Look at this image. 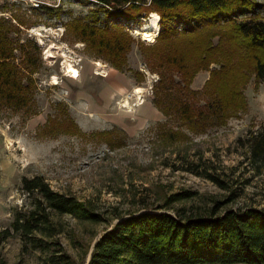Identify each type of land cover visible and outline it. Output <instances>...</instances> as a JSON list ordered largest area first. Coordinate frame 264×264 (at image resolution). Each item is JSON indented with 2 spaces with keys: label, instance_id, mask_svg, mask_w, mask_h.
I'll use <instances>...</instances> for the list:
<instances>
[{
  "label": "rangeland",
  "instance_id": "obj_1",
  "mask_svg": "<svg viewBox=\"0 0 264 264\" xmlns=\"http://www.w3.org/2000/svg\"><path fill=\"white\" fill-rule=\"evenodd\" d=\"M255 1L264 5V0ZM98 7L88 0H0V19L14 24L11 36L27 49L32 42L40 48L35 53L40 67L32 75L34 105L28 111L0 109V232L11 228L17 210L29 208L22 179L37 175L103 218L100 223L68 215L54 218L62 232L51 240L63 249L58 255L70 256L75 264L89 263L95 242L119 218L161 206L171 196L191 194L173 206L195 209L235 191L238 199L229 208L264 207V169L257 175L247 166L239 141L264 130V82L248 74L241 89L246 108L225 125L197 133L181 128L180 121L166 117L153 102L159 75L150 72L140 48V43L154 45L158 37L145 42L140 34L152 13L133 26H121L133 43L127 70L120 72L68 30L75 22H92ZM106 20L101 13L99 26ZM213 40L217 44L218 38ZM50 47L53 56L47 55ZM22 60L21 51H15V63ZM65 60L79 71L78 79L66 75ZM214 69L220 66L199 72L190 89L203 91ZM139 88L142 99L134 95ZM70 119L83 136L47 131L51 120L64 124ZM177 129L184 135H165ZM101 132L109 135L99 137ZM194 167L199 174L218 176L231 189L192 173ZM47 256L41 250L24 252L18 234L0 242V264H51Z\"/></svg>",
  "mask_w": 264,
  "mask_h": 264
},
{
  "label": "trees",
  "instance_id": "obj_2",
  "mask_svg": "<svg viewBox=\"0 0 264 264\" xmlns=\"http://www.w3.org/2000/svg\"><path fill=\"white\" fill-rule=\"evenodd\" d=\"M88 1L99 6L92 12V22H75L68 30L120 72L127 70L133 43L121 26H133V21L151 13L160 16L155 44L140 43V48L150 72L159 75L155 106L166 117L180 121L181 128L197 133L225 125L246 108L241 89L248 74L264 82V5L255 0ZM101 13L107 17L103 27L99 26ZM13 30L9 19H0V109L28 111L34 105L32 75L40 67L35 57L40 48L33 42L28 49L18 44L11 36ZM15 51L23 55L21 64L15 63ZM213 65L220 69L211 71L204 90L192 91L196 75ZM50 122L48 132L56 129L83 136L71 119L64 124ZM176 131L165 135H184ZM107 135L99 133V137ZM239 141L245 149V163L259 175L264 169V130ZM190 169L223 190L231 189L208 171L199 174L196 167ZM21 190L29 208L15 212L11 228L0 232V242L18 234L24 252L41 250L48 253L51 264H75L70 256L58 255L63 249L51 240L62 232L54 218L68 215L100 223L102 216L76 197L55 191L42 175L24 177ZM191 196H171L161 206H145L119 218L98 238L88 264H264V207L229 208L238 199L235 191L209 206H173Z\"/></svg>",
  "mask_w": 264,
  "mask_h": 264
},
{
  "label": "bare ground",
  "instance_id": "obj_3",
  "mask_svg": "<svg viewBox=\"0 0 264 264\" xmlns=\"http://www.w3.org/2000/svg\"><path fill=\"white\" fill-rule=\"evenodd\" d=\"M159 22H160V17L158 14H152L148 22L144 25L142 28V33H140L143 38L146 41L153 42V37L158 35L160 27H159ZM52 47L49 48L47 51L48 56H53L52 55ZM65 71L66 75L72 79H78L80 77L79 71L74 67L71 61L65 60ZM54 83L56 82V78H54ZM135 96H138L140 99H142V89H137L134 92Z\"/></svg>",
  "mask_w": 264,
  "mask_h": 264
},
{
  "label": "built area",
  "instance_id": "obj_4",
  "mask_svg": "<svg viewBox=\"0 0 264 264\" xmlns=\"http://www.w3.org/2000/svg\"><path fill=\"white\" fill-rule=\"evenodd\" d=\"M142 39H143L145 42H149V41H146L143 37H142Z\"/></svg>",
  "mask_w": 264,
  "mask_h": 264
},
{
  "label": "water",
  "instance_id": "obj_5",
  "mask_svg": "<svg viewBox=\"0 0 264 264\" xmlns=\"http://www.w3.org/2000/svg\"><path fill=\"white\" fill-rule=\"evenodd\" d=\"M96 243V242H95ZM89 261H90V259H89Z\"/></svg>",
  "mask_w": 264,
  "mask_h": 264
}]
</instances>
